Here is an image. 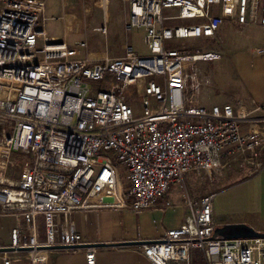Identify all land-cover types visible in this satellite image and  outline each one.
Masks as SVG:
<instances>
[{
    "label": "built area",
    "instance_id": "2783aa9c",
    "mask_svg": "<svg viewBox=\"0 0 264 264\" xmlns=\"http://www.w3.org/2000/svg\"><path fill=\"white\" fill-rule=\"evenodd\" d=\"M124 1V29H143L146 54L128 43L121 57L92 55L86 41L48 36L44 0H0V214L15 220L0 264L19 255L46 264L52 253L75 249L95 264L96 247L70 222L73 213H139L174 185L183 187L189 173L210 174L245 154L253 162L264 156V102L186 104L188 86L198 90L209 81L187 74L184 64L220 56L167 46L214 38L224 23L264 28V0ZM169 9L176 15L163 16ZM171 20L197 22L165 27ZM214 195L197 204L186 197L184 222L143 244V257L192 264L197 251L201 264H264V238H211Z\"/></svg>",
    "mask_w": 264,
    "mask_h": 264
},
{
    "label": "rangeland",
    "instance_id": "374dc122",
    "mask_svg": "<svg viewBox=\"0 0 264 264\" xmlns=\"http://www.w3.org/2000/svg\"><path fill=\"white\" fill-rule=\"evenodd\" d=\"M44 1L46 2V21L42 24L47 34H50L51 27L58 26V22L51 17L58 18L55 16L60 14L61 6L64 5L66 12H72V14L85 19L87 27L83 29L82 38L78 37V40L87 42L88 51L92 55H102L103 52L111 58H118L124 54V47L128 43L139 54L147 53L143 42V29H133L128 33L124 29L128 15L127 4L124 0ZM175 15L176 10H163L165 17ZM196 22V20H171L166 21L164 26L174 27ZM102 26L106 27V34L95 30ZM248 36H250L249 29L246 34L241 35L227 25L222 26L214 38L172 40L167 43L170 48H184L188 51L199 50L202 53L211 52L220 56L219 59L212 61L184 64L187 74H194L198 81L205 79L209 81L207 84L203 83L198 90L189 85L186 90V104L188 98L189 100L194 98L197 100H195L197 106L213 104L222 106L226 103L233 105L237 99L244 97L245 81L238 75L240 74L238 65L249 64L250 60L255 59V55H252L247 49L249 48ZM261 40L264 43V37H261ZM108 48L112 50V53H106ZM259 55L264 57V53ZM237 101H243V99ZM250 156V154H245L225 160L218 170L210 174L205 172L189 173L185 177L183 187L176 184L170 191L173 192V195L179 193L184 196V199L186 195L196 203L203 196L215 193L212 202V221L214 218L222 222L245 220L256 224V227L261 226L264 223V199L259 191L263 189V176L249 177L260 171L261 168H257V164L264 161V156L258 154L254 162L249 160ZM10 176L15 178V173L11 171Z\"/></svg>",
    "mask_w": 264,
    "mask_h": 264
},
{
    "label": "crops",
    "instance_id": "0c3cea01",
    "mask_svg": "<svg viewBox=\"0 0 264 264\" xmlns=\"http://www.w3.org/2000/svg\"><path fill=\"white\" fill-rule=\"evenodd\" d=\"M65 6H61V12L55 20L57 27H51L48 36L55 41H67L72 43L84 35L83 29L85 19L80 18L72 12H66ZM106 16V15H105ZM229 26L238 34H246L250 30L249 41L250 53L255 55L254 60L249 64L238 65L240 77L245 81V94L243 101H237L233 105L241 103L249 106L252 103L264 102V57L257 50L264 49L263 40L264 28L258 24L242 27L236 24L224 23L222 26ZM218 30V32H219ZM217 32V33H218ZM217 35V34H216ZM79 37V38H78ZM260 40V41H258ZM112 53L108 48L106 53ZM103 54V52H102ZM105 54V53H104ZM115 54H117L115 52ZM263 54V53H262ZM196 99L187 100L190 105H197ZM227 104V103H226ZM214 105V104H213ZM203 106V105H202ZM212 106V105H211ZM210 107V106H204ZM119 177L124 185L127 184L126 172L123 168L119 169ZM263 176V189L259 193L264 199V169L250 176ZM187 196L185 195V198ZM184 196L173 195V192L158 200L154 207L143 210L139 213L126 211H117L111 209H97L90 211H81L73 213L70 216V222L84 239L96 247L95 264H152L142 255V245L148 241H159L163 238L165 231L180 226L189 213ZM196 203V202H195ZM197 204V203H196ZM39 222V231L43 233L41 219ZM245 224L251 226L255 231L264 232V223L256 227L245 220L217 221L214 218L215 228L227 224ZM15 224L14 217L11 215L0 214V251H7L9 246L10 231ZM125 243V244H122ZM133 243V244H130ZM115 245V246H114ZM199 253H192V264H201ZM10 264H29L24 255H19L11 259ZM46 264H86L83 249L65 250L54 252Z\"/></svg>",
    "mask_w": 264,
    "mask_h": 264
},
{
    "label": "water",
    "instance_id": "95a60500",
    "mask_svg": "<svg viewBox=\"0 0 264 264\" xmlns=\"http://www.w3.org/2000/svg\"><path fill=\"white\" fill-rule=\"evenodd\" d=\"M221 237L223 239H257L264 238V232L255 231L253 228L245 224H227L217 227L213 231L212 239ZM156 241H148L149 243H155ZM125 244V243H122ZM133 244V243H130ZM115 246V245H114ZM10 250V249H7Z\"/></svg>",
    "mask_w": 264,
    "mask_h": 264
}]
</instances>
